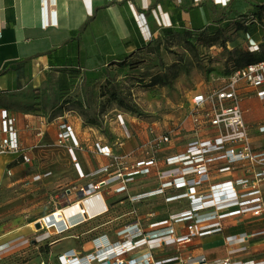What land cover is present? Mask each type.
I'll return each instance as SVG.
<instances>
[{"label":"crops","instance_id":"crops-1","mask_svg":"<svg viewBox=\"0 0 264 264\" xmlns=\"http://www.w3.org/2000/svg\"><path fill=\"white\" fill-rule=\"evenodd\" d=\"M262 14L264 0H0V71L7 70L0 74V139L1 112L6 109L16 118L18 143L24 149L0 155V264H56L70 249L85 256L95 252V238L126 240L117 237L116 229L133 224L148 244L126 253L127 261L152 253L157 264H178L179 257L223 264L227 256L232 264H264V179L257 182L260 202L250 195L241 200L244 204L191 213L186 189L163 186L180 169L166 159L198 139L206 146L209 171L199 190L249 178L252 183L236 186V191H253L264 161H238L221 172L226 146L210 122L197 126L191 117L190 127L184 122L158 124L110 97L111 82L118 83L141 107L142 98L156 102L177 91L184 96L179 87L186 82L193 104L196 95L221 87L218 81L228 78L225 67L236 63L230 52L262 55L264 28L253 31L248 26L250 17ZM190 42L199 48V56ZM156 76L164 83L152 85ZM240 87L251 149L262 153L264 95L245 83ZM88 109L102 114L105 132L84 122L81 113ZM65 124L73 127L81 147L73 139L56 142ZM184 129L203 130L206 136L187 139ZM161 134H169L171 141L156 149L153 141ZM97 143L123 157L121 162L99 152ZM153 158L156 164L136 167ZM120 172L121 179L110 180ZM68 188L71 194L65 192ZM81 188L90 191L77 195ZM95 193L102 194L104 211L84 214V220L61 233L37 227L45 216ZM184 212L185 220L171 219ZM211 215L217 217L204 221L202 230L220 226V231L177 242L195 218Z\"/></svg>","mask_w":264,"mask_h":264},{"label":"built area","instance_id":"built-area-1","mask_svg":"<svg viewBox=\"0 0 264 264\" xmlns=\"http://www.w3.org/2000/svg\"><path fill=\"white\" fill-rule=\"evenodd\" d=\"M252 21H257L256 17H253ZM259 25L264 28V24ZM242 83H245L249 87L260 89L259 94L264 95V58L234 68L226 79L225 84H222L221 87L212 88L206 94L201 93L193 98V106L196 112L192 115V122L200 126L206 118L212 126L218 128L220 140L222 144L226 146L225 158L227 163L219 168L221 172L230 170L232 165L238 161L246 159L259 162L264 161V152L254 153L251 149L247 124L240 106L242 96L240 85ZM200 110H205L204 115L200 114ZM262 129H264V127ZM1 130L3 132V137L0 139V155L24 151L18 143L16 118L10 115L6 109L1 112ZM43 133L44 131L42 130L40 135ZM72 139L76 147H81L74 138L73 127L68 124H65L55 135V140L59 145ZM170 141L171 136L169 134H161L155 137L153 144L156 149H161L164 143ZM96 146L99 152L108 156H113L116 163L121 162L123 159V157L114 154L109 146H100L99 143H97ZM26 161H29V159L26 158ZM149 164H156L155 158L149 161H140L136 164V167ZM166 164L180 166L178 174H176V176L174 175L171 180L165 182L163 186H174L186 189L185 195L190 197L193 207L188 213L201 208L216 207L232 202L244 204L241 200L250 195H255L256 201H261V189L257 185V182L258 179H264V171L256 173L257 178L255 179V183L253 182V191L242 193H237L236 191V186L250 185L252 181L249 178L230 181L223 186L213 188L211 191L199 190V187L209 179L206 146L199 139L190 142L185 152L169 156L166 159ZM108 170L109 168L105 169V171ZM122 175V172L117 173L110 180L121 179ZM84 189L86 188H81L77 195L82 196L80 193ZM65 192L71 194L72 190L68 188ZM80 201L81 200H74L73 203H80ZM239 211L240 210H236L234 212ZM56 212L51 213V215L56 214ZM260 212H262V209L255 211V214H260ZM83 213L86 214L85 208H83ZM186 213L187 212L174 214L171 219L176 222L183 221L186 219ZM216 217L217 215L195 218L193 222L188 225V234L178 238L177 242L190 241L196 236L220 231L222 229L220 226L213 230L204 231L201 228V224L204 221ZM40 223L46 228H55L59 233L68 230L73 225L69 224L63 215L62 220H57L54 225H49L44 218ZM116 235L117 237L124 236L127 239L111 241L107 235L99 236L93 240L94 253L78 256L74 249H70L58 256V262L56 264H93L94 262H98L99 264H157L152 253L146 254L140 260L134 259L127 261L124 259L126 253L148 244L146 235H144V232L137 224L125 226L124 228H117ZM142 235V238L136 239L138 236ZM248 237L249 236H244V238L247 239ZM178 261V264H207L205 258L193 260L191 257H179ZM232 263L233 261L230 256H227L223 261V264Z\"/></svg>","mask_w":264,"mask_h":264},{"label":"rangeland","instance_id":"rangeland-1","mask_svg":"<svg viewBox=\"0 0 264 264\" xmlns=\"http://www.w3.org/2000/svg\"><path fill=\"white\" fill-rule=\"evenodd\" d=\"M253 16L250 17V25L253 27V31H255V27H260L259 24H264V14H262V16L256 17L257 21H252ZM253 25V26H252ZM251 53V52H250ZM238 60L240 61L239 66L244 65L247 62L250 61H255L257 59L260 58H264V44H263V48H262V55L257 57L252 53L251 55H248L246 53H240L237 55ZM234 65L226 66L224 71L225 73H230L233 69H234ZM226 80L223 81H218L221 84H225ZM190 84H186V82H184L183 84H180L179 88H184V96L181 92L177 91V92H172L171 94H164L162 96L161 100H157L156 102L149 99H143L142 98V112H143V116L145 118L150 119V121H155L158 124H166V125H171L174 122H184V126H186L185 124L188 125V127H190L189 123L191 122V117L192 115L196 112V109L194 108L193 104H192V97H188V95H186V87H189ZM195 93V92H193ZM151 101V102H149ZM156 104V105H155ZM205 110H200V114L204 115ZM208 122L209 121L205 118L204 121ZM203 130L199 131V133H197V131L195 130H186L184 129V134H185V138L187 139H196V138H201L203 136H206L205 134L202 133ZM205 132V131H204Z\"/></svg>","mask_w":264,"mask_h":264},{"label":"trees","instance_id":"trees-1","mask_svg":"<svg viewBox=\"0 0 264 264\" xmlns=\"http://www.w3.org/2000/svg\"><path fill=\"white\" fill-rule=\"evenodd\" d=\"M237 27H238V29H246V26H244L242 24H237ZM213 41H215V38H214ZM190 43H191L190 44V48H191L192 52L194 53V55L195 56H199V51H200L199 48L193 42H190ZM221 45H225V39L221 41ZM242 52L243 53H246L248 55H251L252 54V53H250V51H247L246 52V51H240V50H238V51L235 50L233 52H230V54H234V56H236L235 57V62L236 63L233 64L235 66L234 68L240 67L239 66L240 61L238 60L237 55L240 54V53H242ZM260 59H262V58H260ZM257 60H259V59H257ZM247 63H245V64H247ZM241 66H243V65H241ZM6 71L7 70L4 68L3 70L0 71V74L5 73ZM230 74H231V72L228 73V75H230ZM157 83H164L159 78V76L154 77L153 80L151 81V84L152 85L157 84ZM165 83H167L168 85L171 86V81L170 80H166ZM111 87L112 88L110 90L111 91L110 97H112V98H114L116 100H119L128 110L143 115V112H142L141 107L138 104L132 102L130 96L122 93V91L120 90V87H119V84L118 83L115 84L114 82L113 83L111 82ZM81 114H82V116L84 118V122L86 124L97 126L103 132L106 131V126H105L104 118H103V116H102L101 113H97L94 110L88 109L86 112H82Z\"/></svg>","mask_w":264,"mask_h":264},{"label":"bare ground","instance_id":"bare-ground-1","mask_svg":"<svg viewBox=\"0 0 264 264\" xmlns=\"http://www.w3.org/2000/svg\"><path fill=\"white\" fill-rule=\"evenodd\" d=\"M89 191L90 189H84L81 194H86ZM83 208H85V212L90 216H94L95 214L104 211L106 209V204L102 194L95 193L88 196L83 199L82 203L74 202L66 206L64 209L57 211L54 215L50 214L45 216L44 219L49 225H54L57 220H62L63 215L69 224H73L84 220L85 215L83 213Z\"/></svg>","mask_w":264,"mask_h":264},{"label":"water","instance_id":"water-1","mask_svg":"<svg viewBox=\"0 0 264 264\" xmlns=\"http://www.w3.org/2000/svg\"><path fill=\"white\" fill-rule=\"evenodd\" d=\"M37 227H38V228L41 227V223H40V222L37 223Z\"/></svg>","mask_w":264,"mask_h":264}]
</instances>
